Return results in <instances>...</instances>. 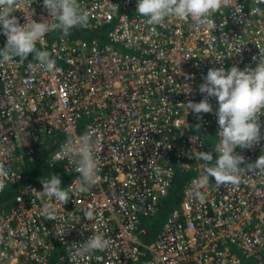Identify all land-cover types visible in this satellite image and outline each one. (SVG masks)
Returning a JSON list of instances; mask_svg holds the SVG:
<instances>
[{"label": "built area", "instance_id": "built-area-1", "mask_svg": "<svg viewBox=\"0 0 264 264\" xmlns=\"http://www.w3.org/2000/svg\"><path fill=\"white\" fill-rule=\"evenodd\" d=\"M31 2L13 10L21 25L25 16L55 22L43 0ZM78 3L89 13L87 26L67 36L49 31L36 44L59 71L32 72L31 58L0 65V161L10 173L5 189L17 190L0 210V264H264V174L247 172L239 184L220 186L210 177L194 187L204 162L192 153L207 152L208 135L214 147L219 143V105L207 97L213 112L199 115L185 106L206 97L199 86L209 69L257 67L264 0H232L213 14L211 26L199 27L176 18L148 25L137 0ZM0 44L6 45L2 26ZM235 47H243L239 55ZM260 122V143L235 149L245 158L241 167L264 155V115ZM89 131L101 179L80 193L79 172L60 153ZM48 142L50 163L70 177L61 184L70 196L64 205L33 191L42 192L48 177L23 183L25 160ZM176 170L192 177L151 231ZM96 234L109 240L108 248L84 252Z\"/></svg>", "mask_w": 264, "mask_h": 264}, {"label": "clouds", "instance_id": "clouds-1", "mask_svg": "<svg viewBox=\"0 0 264 264\" xmlns=\"http://www.w3.org/2000/svg\"><path fill=\"white\" fill-rule=\"evenodd\" d=\"M231 3L232 0H137L136 12L151 26H162L168 18L182 21L191 19L197 27L211 26L214 23L211 19L213 14L229 7ZM31 6V0H0V26L6 37V45L0 49V65L14 63L17 58L22 63L31 55L36 63H29L30 71H59L50 53L37 49V42L52 30H59L67 36L73 28L87 26L89 13L81 7L78 0H43L44 8L55 22L50 24L49 19L36 22L32 16H25L27 22L21 25L17 17L12 15L13 10ZM237 11L240 13L242 6L238 5ZM243 47L234 48L236 55L241 53ZM260 53L255 69L246 67L241 70L237 66H232L228 71L224 68L209 69L204 78L205 82L199 86V92L206 94V97L199 103L189 101L185 105L197 115L213 112L207 97H215L219 105L215 112L219 125V143L213 151L194 149L192 153L197 161L204 162L201 165L202 175L193 182L194 187L203 186L210 177L220 186L239 184L247 172L264 174V155L255 163L241 167L246 163L245 158L235 152L237 147L251 149L262 139L260 116L264 115V51L260 50ZM185 87L190 88L189 85ZM94 135L95 133L89 131L75 140L70 139L60 153L76 166L79 172L76 190L80 193L88 192L101 179V164L96 156ZM9 175V170L0 161V192L5 189ZM41 183L42 192L33 189L39 196L55 199L62 205L70 200L69 190L61 187L62 182L58 175L53 174L49 179L41 180ZM194 195L203 199L199 191ZM43 212L49 217L54 214L49 204H45ZM109 243L102 234H96L83 243V251H103L108 248Z\"/></svg>", "mask_w": 264, "mask_h": 264}, {"label": "trees", "instance_id": "trees-1", "mask_svg": "<svg viewBox=\"0 0 264 264\" xmlns=\"http://www.w3.org/2000/svg\"><path fill=\"white\" fill-rule=\"evenodd\" d=\"M76 36L85 37L87 35L81 34L80 31L77 30L75 33ZM4 45L0 44V49H3ZM29 58L33 59L30 55ZM208 148L207 151L214 150V143L212 140V136L208 135L207 137ZM54 152V146L51 142L45 144V146L35 148L34 153L30 156V158L26 159L23 165V183L28 184L36 181L41 177L50 178L53 174H56L60 177L61 182L65 185L70 179L69 176H64L61 174L59 165L57 163H50V158L52 153ZM215 159V153H213ZM192 177V173L182 172L176 170L173 176L172 185L169 189L168 196L161 203L158 212L153 220L154 223H151V231H157V223L162 221L167 210L178 203L180 199V192L182 186L186 181H188ZM17 193L16 187H9L2 192H0V210L3 208L9 207L14 200V197ZM142 261L137 264H141Z\"/></svg>", "mask_w": 264, "mask_h": 264}]
</instances>
